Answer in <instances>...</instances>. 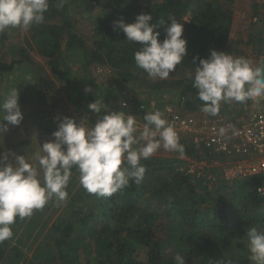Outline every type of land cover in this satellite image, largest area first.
<instances>
[{"label":"trees","instance_id":"16d2710c","mask_svg":"<svg viewBox=\"0 0 264 264\" xmlns=\"http://www.w3.org/2000/svg\"><path fill=\"white\" fill-rule=\"evenodd\" d=\"M56 4L57 0H50L44 22L29 28L24 42L41 51L54 78L66 88L74 110L91 126L99 117L88 104L96 99H104L109 111L122 110L135 116L142 125L146 112L159 110L165 118L170 115L167 108L179 116L202 113L189 78L199 63L193 58H207L210 49L233 57L240 53L239 41L231 37L234 0H67L62 9ZM141 13L152 15L150 23L158 24L161 18L170 22L172 17L184 26L182 38L187 40L188 54L166 80L152 79L138 68L134 53L140 45L130 44L122 30L113 29L114 21L133 23ZM166 26L157 29L161 41ZM17 29H6L0 37L7 38ZM15 49L18 59L7 61L0 55V75L23 68L36 72L23 44ZM67 63H71L70 69H66ZM34 76L35 87L27 91L32 97L35 93L45 97L47 91L54 90L46 74ZM86 87L91 91L85 92ZM17 89L22 110L26 104L24 88L18 84ZM46 106L52 112L56 103ZM233 106L242 110L244 104ZM51 116L44 123L49 133L57 130V118H73L67 109ZM179 141L190 159L209 155L205 145L196 148L193 132H183ZM21 142L30 147L28 142ZM141 163L147 169L143 182H130L107 198L88 193L73 168L66 202L53 200L31 217L17 218L11 226L13 237L0 243V262L175 264L174 256L180 254L186 264H252L246 230L255 226L264 231V195L256 190L264 183V174L228 181L221 177L214 189L209 186L210 179L205 181L180 170V159L153 155ZM57 203L63 207L49 222V217L43 216L56 211ZM164 221L165 235L156 236ZM26 245L31 249L26 250ZM233 248L235 255H229ZM140 249L144 259L138 256Z\"/></svg>","mask_w":264,"mask_h":264},{"label":"clouds","instance_id":"9594fccd","mask_svg":"<svg viewBox=\"0 0 264 264\" xmlns=\"http://www.w3.org/2000/svg\"><path fill=\"white\" fill-rule=\"evenodd\" d=\"M66 2L57 0L56 7L62 9ZM49 7L50 0H0V32L15 28L28 30L43 23ZM152 20V15L141 13L133 23L114 21L113 29L122 30L130 44L140 45L134 53L138 68L152 79L166 80L188 54L187 40L182 38L184 26L172 17L170 22L161 18L158 24L150 23ZM164 25L167 26L161 41L157 29ZM196 60L199 63L189 78L201 112L214 117L222 103L264 101V62L254 66L250 59L215 49L209 50L207 58L194 57L193 62ZM90 91V87L85 88V92ZM18 99L17 88L0 99V134L7 132L9 125L22 122ZM123 107H126L124 102ZM88 108L99 117L94 126L85 121L78 124L67 116L57 118L54 139L44 142L35 154L38 167L24 155H15L11 160L8 155L0 157V243L13 237L11 226L17 218H29L53 200L66 202L73 168L88 193L107 198L128 187L130 182L140 185L147 170L141 161L159 150L183 157L184 146L161 111L146 112L141 127L131 114L109 111L104 99H96ZM226 131L221 127L219 135L224 136ZM246 242L252 264H264V231L249 227ZM174 261L186 264L180 254L174 256Z\"/></svg>","mask_w":264,"mask_h":264},{"label":"rangeland","instance_id":"374dc122","mask_svg":"<svg viewBox=\"0 0 264 264\" xmlns=\"http://www.w3.org/2000/svg\"><path fill=\"white\" fill-rule=\"evenodd\" d=\"M253 3H255V0H234V16L232 14L233 25L231 27V37L234 42L239 41L238 49L240 53L235 57H244L246 59H250L253 62V65L256 66L264 62V52L262 50V43H264V7L261 8V6H263L262 0L261 5L256 6L259 9L260 14L255 19H251V13L254 12ZM244 17H246L247 19H244ZM28 35V30L18 28L7 38L2 39L0 37V55H2L3 58H6L7 61H11L12 58L18 59L19 53L15 49V46L17 48L19 45L23 44L25 49L30 52L29 55L32 59V67H36V72L34 71L30 73L28 71V68L24 70L22 65H17L20 68L22 67L23 70H14L10 74L5 73L2 76L0 75V98L6 95L11 89L17 88L18 84L20 85V87L24 88L23 91L26 98L25 107H23L21 110L23 114L22 122L19 125H9L8 131L0 134V140L3 141L2 146L0 141V154L4 153L1 154L0 157L8 155L9 159L11 160L15 155H25V158L29 163L32 161L34 162L33 165L38 167V162L35 160V154L37 152H40V146H42L44 142L54 139L52 133L47 132V130L44 128V123L47 120L51 119V115H55L59 111L67 109L73 115V118L78 124L82 121H85V124L88 123H86L85 118L78 115L74 110V106L68 98L66 88L63 86L62 82L54 78L53 71L49 68V64L46 61V58L42 56L41 51L37 50L35 47L33 48L35 50H33L32 45L29 47L26 46L24 38H28ZM233 48L234 46H232L231 43V49L233 50ZM65 67L66 69H70L71 63H67V66ZM98 69L102 70V73L104 74L107 72L106 69ZM34 74H46L48 84L51 85V87L53 85L54 90H52L51 92L47 91V96L45 97L38 95L37 93H35V95L32 97L29 93H27V91L29 88L35 87ZM50 102L56 103V106L54 108H51L52 112H50L49 107L46 106L49 105ZM233 104H237V102L222 103L221 108L228 109L229 107H233ZM37 123L39 124V127L35 126ZM138 124H140L142 127L141 123L138 122ZM88 125L91 126L90 124ZM21 141L28 142L30 147L27 148V144ZM4 144H6L7 147H5ZM154 155L163 158L172 157L175 159H181L179 153L167 152L163 149L159 150ZM183 156V158L186 157L185 155ZM74 171L75 170H73L72 172ZM209 186L216 189L212 183ZM57 205L59 206L56 211L46 213L43 216L46 219L47 217H49V222L55 218L57 213L63 207V205L61 206L58 203ZM160 225L161 226L159 227V231L156 233V236L162 237L165 235L164 227L166 225V221H164ZM18 231L19 230H15V233H18ZM31 247L32 246L26 245L25 249L30 250ZM228 253L229 255H235V248H233ZM221 255L226 254L224 252H221ZM138 256L140 257V259H144L145 254L143 252V249L139 250ZM0 264L5 263L0 262Z\"/></svg>","mask_w":264,"mask_h":264},{"label":"built area","instance_id":"2783aa9c","mask_svg":"<svg viewBox=\"0 0 264 264\" xmlns=\"http://www.w3.org/2000/svg\"><path fill=\"white\" fill-rule=\"evenodd\" d=\"M166 111L170 115L163 118L178 136L193 132L196 148L203 144L209 153L197 159L182 157L180 170L184 173L210 179L213 185L218 175L228 181L264 174V101L256 104V110L247 104L239 112L233 107L221 108L214 117L203 112L179 116L172 108ZM221 127L227 129L224 136L219 135ZM256 190L264 195V183Z\"/></svg>","mask_w":264,"mask_h":264},{"label":"crops","instance_id":"0c3cea01","mask_svg":"<svg viewBox=\"0 0 264 264\" xmlns=\"http://www.w3.org/2000/svg\"><path fill=\"white\" fill-rule=\"evenodd\" d=\"M261 2H262V0H255V3H253V9H254V12H252L251 13V19L253 18V19H255L256 17H258V15L260 14V12H259V9L256 7V6H258V5H261ZM262 7H264V0H263V6H261V8ZM232 11H233V9H232ZM264 12V11H263ZM232 14H233V16H234V11L232 12ZM244 19H247L246 17H244ZM232 25H233V22H232ZM232 25H231V27H232ZM262 39H263V37H262ZM262 50H263V52H264V43H262ZM251 109H253V110H256V104H252V105H250L249 106ZM233 108H235L238 112L239 111H241V110H239L238 109V107H234L233 106ZM184 157V156H183ZM187 158H189V157H187Z\"/></svg>","mask_w":264,"mask_h":264}]
</instances>
